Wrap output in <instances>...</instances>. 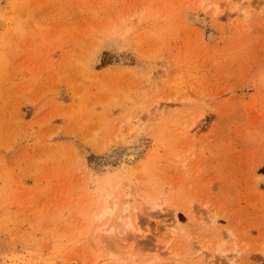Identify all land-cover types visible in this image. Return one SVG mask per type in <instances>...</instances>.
<instances>
[{
  "label": "rangeland",
  "instance_id": "obj_1",
  "mask_svg": "<svg viewBox=\"0 0 264 264\" xmlns=\"http://www.w3.org/2000/svg\"><path fill=\"white\" fill-rule=\"evenodd\" d=\"M0 264H264V0H0Z\"/></svg>",
  "mask_w": 264,
  "mask_h": 264
},
{
  "label": "bare ground",
  "instance_id": "obj_2",
  "mask_svg": "<svg viewBox=\"0 0 264 264\" xmlns=\"http://www.w3.org/2000/svg\"><path fill=\"white\" fill-rule=\"evenodd\" d=\"M198 21H200V20H199V17H197V19H196V22H197V23H198ZM107 207H108V206H107ZM104 209H105V208H104ZM113 212H114V208H110V209H109V208H106L105 211H104L105 214H110V215L113 214ZM128 226H130V225H128ZM101 230H102V229H101ZM110 230H111V232L113 233L115 229L112 228V229H110ZM110 230H109V232H110ZM107 231H108V230H107ZM115 233H116V231H115ZM115 233H113L112 235H115Z\"/></svg>",
  "mask_w": 264,
  "mask_h": 264
}]
</instances>
